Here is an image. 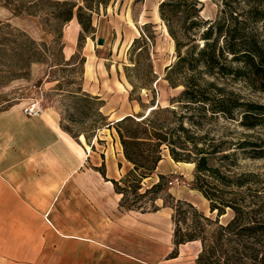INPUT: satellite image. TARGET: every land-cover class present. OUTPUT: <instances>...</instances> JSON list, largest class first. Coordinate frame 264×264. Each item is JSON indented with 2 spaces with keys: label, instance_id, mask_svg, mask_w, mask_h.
<instances>
[{
  "label": "rangeland",
  "instance_id": "374dc122",
  "mask_svg": "<svg viewBox=\"0 0 264 264\" xmlns=\"http://www.w3.org/2000/svg\"><path fill=\"white\" fill-rule=\"evenodd\" d=\"M199 1L203 5L202 19L215 22L224 2L230 0ZM231 1L239 8L246 7V0ZM0 2V24L3 25H0V29L3 27L6 37L14 41L4 47L5 52H0V111L11 105L23 104L24 114L25 109L32 105H38L42 113L57 112L62 127L75 139L83 136L89 144L96 138L106 140L105 144L98 146L101 152L109 147L107 143L112 151L114 135L119 139L115 128L119 118L118 121H121L126 114L138 117L149 113L155 108H151L153 102L162 108L175 110L178 116L194 111L195 107L186 108L184 103L177 102L181 101L184 87L173 88L165 79L167 67L176 62L177 53L175 43L160 17L159 7L163 0H110L107 9L101 7L98 13L93 14L92 29L88 33H83L80 25H76V17L62 27L54 20L55 10L51 6L36 9L34 15H17L14 11L20 3L16 0ZM5 26L8 28L5 29ZM261 26L259 24L257 28ZM59 32H62V39L58 38ZM143 32L156 37L151 59L157 80L152 83L151 90L144 88L133 91L125 69L131 65L130 48ZM80 35L83 39L79 46ZM99 39L105 40L104 45H98ZM197 44L202 47L204 41L198 38ZM141 62L146 65L148 60L142 57ZM204 80L226 88L227 93L234 92L243 102L264 106V93L252 90L243 82L231 78L215 80L211 76H204ZM85 95L100 97L104 101L102 109L99 111V103L85 99ZM238 113L236 121L220 115L206 122L198 131L200 136L207 134L208 143L218 147L211 165L233 183L226 187L217 180H207L219 186L224 194H258L264 203V117L259 119L260 125L247 130L239 125L241 114ZM153 119L170 126L177 125L176 119L168 113ZM184 126L190 128L192 125L185 120ZM112 128L115 130H109ZM244 141L256 145L239 149L236 144ZM229 142L235 145H228ZM225 154L230 158L224 159ZM162 158L154 175L143 181L141 192L157 183L159 175H164L165 193L162 196L170 194L174 198L172 205L177 201H187L206 216L215 218L216 214L210 210V201L196 188V164L175 162L167 149H163ZM122 167L124 177L133 164L123 163ZM105 169L103 165L101 170ZM240 180H248L242 188L237 185ZM133 199L134 196L127 193L126 203H131ZM163 205V199L156 202V206ZM136 207L151 210L153 204L144 199ZM164 208L170 209L173 214L171 207ZM233 217V211L228 209L220 221L227 224ZM201 248V243L183 247V258L178 264H197Z\"/></svg>",
  "mask_w": 264,
  "mask_h": 264
},
{
  "label": "trees",
  "instance_id": "16d2710c",
  "mask_svg": "<svg viewBox=\"0 0 264 264\" xmlns=\"http://www.w3.org/2000/svg\"><path fill=\"white\" fill-rule=\"evenodd\" d=\"M16 2L20 3L14 11L17 15H34L36 9L51 6L55 10L54 20L62 27L76 17L83 33H88L92 29L93 14L98 13L101 7L107 9L110 0ZM233 2H224L223 10L215 22L202 19L203 5L199 0L161 2L160 17L175 43L177 53L176 62L167 67L165 79L173 88L184 87L181 101L177 102L184 103L186 108L195 107L194 111L178 116L175 110L162 108L153 102L151 108H155L149 113L138 117L126 116L115 123L124 156L133 164V168L119 181L112 180L116 192L122 195L120 206L127 211L142 212H157L161 208L171 207L175 248L170 258L179 256L180 246L200 242L202 248L197 264H264V203L260 201V195L246 192H240L239 195L231 192L224 194L219 186L209 183L208 178L217 180L226 187L233 182L227 180L210 163L216 156L218 147L208 143L207 134H198L206 122H211L220 115L227 120L236 121V113L239 112V125L247 130L260 125L259 119L264 117L263 105L243 102L234 92L227 93L226 88L204 80V76H211L215 80L231 78L233 81L243 82L254 91L264 93V0H246L245 8H239ZM259 24L262 26L257 28ZM4 28L7 29L8 26ZM58 38H63L62 32H59ZM155 38L154 34L143 32L130 48L131 65L126 67L125 74L133 91L144 88L151 90L152 83L157 80L151 59ZM198 38L204 41L202 47L197 44ZM82 39L80 35L79 46ZM13 42L6 37L1 27L0 52H5L4 47ZM142 57L147 58L146 65L142 64ZM84 97L98 102L99 111L102 109L104 101L100 97ZM137 101L141 106L144 105L141 100ZM166 113L176 119V126L153 119ZM185 120L194 127H185ZM63 129L71 135L68 130ZM228 145L235 144L229 142ZM236 145L242 149L256 144L244 141ZM163 149H167L177 163L196 164V188L210 201V210L212 214H216L215 218L206 216L187 201H177V204L172 205L171 200L174 198L170 194L162 196L165 193L164 175H159L157 183L141 192L143 181L151 178L157 171L163 159ZM225 155L224 159L230 158L228 154ZM102 173L104 174L103 170ZM246 181L248 180L237 182L238 187H244ZM127 193L134 196L131 203H126ZM228 195L235 198H228ZM144 199L153 204V209L136 207ZM159 199L164 200L163 207L156 206ZM228 209L233 211L234 217L227 224H222L220 218L227 214Z\"/></svg>",
  "mask_w": 264,
  "mask_h": 264
},
{
  "label": "crops",
  "instance_id": "0c3cea01",
  "mask_svg": "<svg viewBox=\"0 0 264 264\" xmlns=\"http://www.w3.org/2000/svg\"><path fill=\"white\" fill-rule=\"evenodd\" d=\"M23 106L0 111V264H178L200 243L170 258V209L120 206L112 180L130 163L116 135L101 152L106 140L75 139L57 112Z\"/></svg>",
  "mask_w": 264,
  "mask_h": 264
},
{
  "label": "built area",
  "instance_id": "2783aa9c",
  "mask_svg": "<svg viewBox=\"0 0 264 264\" xmlns=\"http://www.w3.org/2000/svg\"><path fill=\"white\" fill-rule=\"evenodd\" d=\"M41 113L42 110L38 105H32L25 109V114L30 117L39 116Z\"/></svg>",
  "mask_w": 264,
  "mask_h": 264
},
{
  "label": "water",
  "instance_id": "95a60500",
  "mask_svg": "<svg viewBox=\"0 0 264 264\" xmlns=\"http://www.w3.org/2000/svg\"><path fill=\"white\" fill-rule=\"evenodd\" d=\"M105 43V40L104 39H99L98 40V45H104Z\"/></svg>",
  "mask_w": 264,
  "mask_h": 264
}]
</instances>
